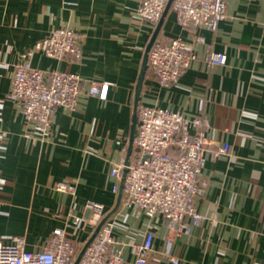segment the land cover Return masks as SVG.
I'll use <instances>...</instances> for the list:
<instances>
[{"label":"crops","instance_id":"0c3cea01","mask_svg":"<svg viewBox=\"0 0 264 264\" xmlns=\"http://www.w3.org/2000/svg\"><path fill=\"white\" fill-rule=\"evenodd\" d=\"M138 6L139 0H0V240L25 237L26 249L36 252L56 228L75 217L89 220L85 204L93 200L114 222L125 264H134L133 246L148 231L154 233L149 264H172L170 257L180 264H264V0H227V17L216 33L182 29L172 9L164 19L158 39L181 38L197 59L169 87L160 86L149 68L139 105L204 116L210 125L207 186L196 202L206 220L174 238L163 218L151 220L122 203L114 211L119 191L110 171L126 157L137 80L156 28L136 19ZM62 27L83 36L78 62L34 50ZM212 52L224 53L226 64L208 66ZM24 62L83 79L78 110L58 108L47 134L27 126L7 99L11 71L5 67ZM92 81L110 85L106 99L87 95ZM224 145L228 152L215 156ZM61 180L76 192H56ZM67 229L81 253L91 226Z\"/></svg>","mask_w":264,"mask_h":264},{"label":"built area","instance_id":"2783aa9c","mask_svg":"<svg viewBox=\"0 0 264 264\" xmlns=\"http://www.w3.org/2000/svg\"><path fill=\"white\" fill-rule=\"evenodd\" d=\"M169 0H139L136 19L155 27L161 20ZM177 24L184 30L206 28L216 33L220 22L227 17V0H173ZM83 36L70 27L52 30L34 46L36 52L58 61L78 62L82 55ZM197 59L190 44L181 38L164 42L157 38L152 45L148 64L157 82L169 87L179 81ZM222 52H212L208 66L225 65ZM12 67V69H11ZM11 71V86L7 99L17 105L27 126L42 134L52 128L57 109L64 107L75 112L83 92L82 77L63 70H40L28 63L5 67ZM110 85L90 82L87 95L106 99ZM137 134L130 157L128 173L122 188V206L138 208L148 218H163L170 238L189 234L193 227L206 220L197 208V199L207 186L203 170L207 160L210 125L204 116L187 118L169 109L138 105ZM96 123L94 122L93 128ZM229 146L213 152L221 156ZM126 157L114 164L110 176L116 179L114 191H120ZM58 193H75L76 186L69 180L56 182ZM92 213L89 220L75 217L68 227L91 226L92 234L106 218L103 204L88 200L85 204ZM68 227L56 228L36 252L26 249V238L16 237L10 243L0 240V264H74L79 256L76 244L68 237ZM169 238V241H170ZM154 233L148 231L144 241L133 246L134 264H149L153 254ZM172 264H180L170 257ZM120 242L114 236V222L106 220L98 234L86 248L78 264H125ZM161 264V263H160Z\"/></svg>","mask_w":264,"mask_h":264},{"label":"water","instance_id":"95a60500","mask_svg":"<svg viewBox=\"0 0 264 264\" xmlns=\"http://www.w3.org/2000/svg\"><path fill=\"white\" fill-rule=\"evenodd\" d=\"M173 0H169L166 9L164 11V14L161 18V20L159 21V23L157 24L151 39L149 41V43L146 46L145 49V53H144V57H143V62H142V66H141V70H140V74L137 80V85H136V92H135V99H134V113H133V117H132V124H131V130H130V136H129V145H128V149L126 152V160H125V168L123 170V174H122V182H121V186H120V191H119V198H118V204L115 208L114 211H116L118 209V207L120 206L121 203V198H122V188H123V183L125 180V177L128 173V166L130 164V157L133 153V149H134V140L137 134V125H138V115H137V108L138 105L141 101V92H142V88H143V84H144V80H145V76L146 73L149 69V64H148V58H149V52L150 49L152 47V45L154 44V42L157 40L158 35L161 31L162 25L164 23V19L167 15V13L169 12V10L171 9V5H172ZM108 219V217H106L98 226V228L96 229L95 233L93 234L92 238L90 239V241L86 244V246L83 248V250L81 251V253L79 254L77 260L75 261L74 264H78L82 255L84 254L86 248L89 246V244L93 241V239L96 237V235L98 234L101 226L103 225V223Z\"/></svg>","mask_w":264,"mask_h":264}]
</instances>
